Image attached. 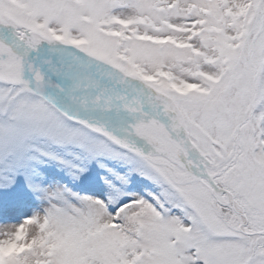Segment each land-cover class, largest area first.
I'll return each mask as SVG.
<instances>
[{
  "label": "snow or ice",
  "instance_id": "6c2138e0",
  "mask_svg": "<svg viewBox=\"0 0 264 264\" xmlns=\"http://www.w3.org/2000/svg\"><path fill=\"white\" fill-rule=\"evenodd\" d=\"M19 187L0 264H264V0H0Z\"/></svg>",
  "mask_w": 264,
  "mask_h": 264
},
{
  "label": "rangeland",
  "instance_id": "374dc122",
  "mask_svg": "<svg viewBox=\"0 0 264 264\" xmlns=\"http://www.w3.org/2000/svg\"><path fill=\"white\" fill-rule=\"evenodd\" d=\"M103 174L102 170H94L92 173V179L94 180L95 185L101 188L103 187V183L100 177ZM85 179L87 180L88 178L86 177ZM11 194L15 199L0 206V213H2L0 222H19L24 216L31 215L33 211L40 210L42 208V203L35 200L32 195L22 187H19Z\"/></svg>",
  "mask_w": 264,
  "mask_h": 264
}]
</instances>
